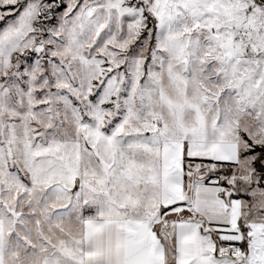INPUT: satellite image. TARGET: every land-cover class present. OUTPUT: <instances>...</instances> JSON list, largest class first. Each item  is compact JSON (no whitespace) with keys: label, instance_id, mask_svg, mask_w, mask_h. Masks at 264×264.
Wrapping results in <instances>:
<instances>
[{"label":"snow or ice","instance_id":"6c2138e0","mask_svg":"<svg viewBox=\"0 0 264 264\" xmlns=\"http://www.w3.org/2000/svg\"><path fill=\"white\" fill-rule=\"evenodd\" d=\"M0 264H264V0H0Z\"/></svg>","mask_w":264,"mask_h":264}]
</instances>
